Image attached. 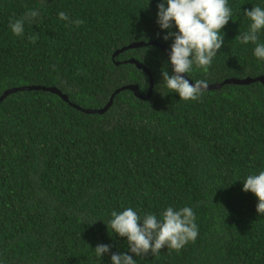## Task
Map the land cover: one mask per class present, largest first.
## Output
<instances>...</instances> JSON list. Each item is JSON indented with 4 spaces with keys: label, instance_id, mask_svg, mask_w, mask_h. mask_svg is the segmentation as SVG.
<instances>
[{
    "label": "trees",
    "instance_id": "16d2710c",
    "mask_svg": "<svg viewBox=\"0 0 264 264\" xmlns=\"http://www.w3.org/2000/svg\"><path fill=\"white\" fill-rule=\"evenodd\" d=\"M159 2L0 0V96L14 89L0 100V264H111L121 252L137 264H264V214L242 190L264 170V86L223 84L196 101L169 92L159 44L170 51L173 37L162 39ZM227 2L224 44L206 72L185 74L193 82L264 76L255 46L237 39L250 24L244 10L264 0ZM32 8L37 22L14 35L10 21ZM61 11L84 23L66 26ZM139 41L153 43L128 47ZM131 84L142 97L117 90ZM110 97L102 112L84 111ZM169 206L190 207L198 226L179 252L135 256L108 226L114 209L160 219ZM98 244L110 245L101 258Z\"/></svg>",
    "mask_w": 264,
    "mask_h": 264
},
{
    "label": "clouds",
    "instance_id": "9594fccd",
    "mask_svg": "<svg viewBox=\"0 0 264 264\" xmlns=\"http://www.w3.org/2000/svg\"><path fill=\"white\" fill-rule=\"evenodd\" d=\"M163 0L157 4V24L161 29L169 30L162 39L173 37L170 45L169 60L173 72L162 71V80L169 92H176L180 99L196 101L201 98L208 87V82L197 79L189 83L181 74L190 73L193 66L205 72L211 66L218 49L224 44L222 29L232 16V9L227 0ZM250 20L248 30L241 33L237 39L240 43L251 42L255 47L253 54L264 60V43L259 42V33L264 29V8L253 6L244 10ZM40 12L36 8L26 11L24 15L10 21L9 28L16 36H23L25 25L37 22ZM58 18L66 22V26H80L83 20L72 19L61 11ZM173 24L176 31H171ZM35 43L38 35L28 37ZM55 68V65L52 66ZM243 191L252 192L258 199L256 212L264 214V170L258 174H249L243 181ZM195 215L190 207L174 209L167 207L158 219L154 213L141 217L132 207L122 211L112 210L109 221L112 231L121 237L127 238L128 250L135 256H144L148 253L158 255L162 247L179 252L190 241L194 242L198 235V226ZM142 221V223H140ZM94 222V221H93ZM95 254L102 257L109 252L110 245H96ZM111 264H137L132 256L121 252L111 254Z\"/></svg>",
    "mask_w": 264,
    "mask_h": 264
},
{
    "label": "water",
    "instance_id": "95a60500",
    "mask_svg": "<svg viewBox=\"0 0 264 264\" xmlns=\"http://www.w3.org/2000/svg\"><path fill=\"white\" fill-rule=\"evenodd\" d=\"M153 42H143V41H139V42H135V43H132L130 44L128 47L130 46H142V45H148V44H151ZM166 52L168 58H169V55H170V51L164 46V45H161L159 44ZM124 48L122 49H118L114 52V54H117L118 52L122 51ZM128 61L130 62H134L136 64L137 67L139 68H142L143 70H145L146 72H148L147 68L141 63L139 62L138 60H135L133 58H130ZM172 66V65H171ZM173 70V68H172ZM184 76L185 79H187L189 81V83H194L191 79H189L185 74H181ZM150 80H151V84L149 86V91H148V94L150 93V90H151V86H152V79H151V75H150ZM261 81L263 86H264V76H257V77H244V78H228V79H224L222 82L220 83H212V84H208V89H212V88H220L223 84H228V83H235V84H247V83H250V82H255V81ZM25 88H30L29 86H21L20 89H25ZM123 88H128L130 90H132L136 95L138 96H141L140 93L138 92L137 90V86L135 84H131V85H124V86H121L120 88H118L117 90L119 89H123ZM44 90H49L51 92H55L57 94H59L62 98H64L65 100L67 99L66 95L63 94L61 91H59L58 89H56L55 87H48V86H45L43 87ZM14 89H9V90H6L5 92H3V94L0 96V100L2 99V97L9 93L10 91H12ZM142 97V96H141ZM112 102V97L109 98L108 102L106 103V105L102 108H98V109H90V108H87V109H84V111L86 112H102L108 105H110V103Z\"/></svg>",
    "mask_w": 264,
    "mask_h": 264
}]
</instances>
